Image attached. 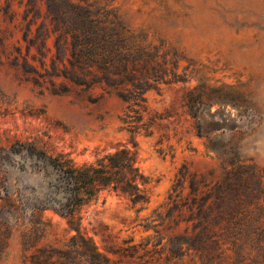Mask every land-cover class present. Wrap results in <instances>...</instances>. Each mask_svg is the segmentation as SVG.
<instances>
[{
  "label": "rangeland",
  "instance_id": "374dc122",
  "mask_svg": "<svg viewBox=\"0 0 264 264\" xmlns=\"http://www.w3.org/2000/svg\"><path fill=\"white\" fill-rule=\"evenodd\" d=\"M73 1L176 51L179 71L187 66L184 79L145 93L147 113L157 114L148 134L126 129L124 104L112 94L94 102L51 94L0 65V264H38L39 249L73 255L88 244L114 260L132 245L133 257L120 256L119 264L137 263L141 254L159 264H232L168 244L169 232L157 244L160 235L140 225L165 201L181 166L213 180L244 167L258 176L243 181L264 185V0ZM15 142L75 163L125 147L146 178L148 203L136 211L125 197L104 192L70 220L46 204L52 167L7 153Z\"/></svg>",
  "mask_w": 264,
  "mask_h": 264
},
{
  "label": "trees",
  "instance_id": "16d2710c",
  "mask_svg": "<svg viewBox=\"0 0 264 264\" xmlns=\"http://www.w3.org/2000/svg\"><path fill=\"white\" fill-rule=\"evenodd\" d=\"M97 14L73 0H3L0 65L51 94L72 93L90 102L112 94L124 104L120 121L126 129L150 134L157 114L147 113L145 93L183 81L187 66L179 71L181 58L164 43H151ZM6 152H23L52 167L55 175L47 181L52 196L46 204L70 220L79 205L104 192L125 197L136 211L148 203L146 178L125 147L80 163L63 155L52 157L32 143H12ZM248 173L237 167L213 180L181 166L165 201L145 215L140 226L160 235L157 244L169 232L168 244L195 250L204 258H233L232 264L264 259V185L243 181ZM250 174L258 176L254 170ZM133 249L123 248L115 260L92 244L73 255L39 249L36 259L38 264H119L120 256L133 257ZM144 256H135L139 262L133 264H159V257Z\"/></svg>",
  "mask_w": 264,
  "mask_h": 264
}]
</instances>
